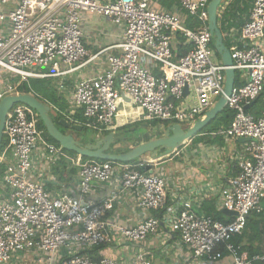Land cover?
<instances>
[{"label": "built area", "instance_id": "1", "mask_svg": "<svg viewBox=\"0 0 264 264\" xmlns=\"http://www.w3.org/2000/svg\"><path fill=\"white\" fill-rule=\"evenodd\" d=\"M210 1L0 0V102L26 94L19 88L30 79H57L62 93L66 76L110 50L117 53L106 56V67L79 80L67 95L64 120L101 134L114 131L127 99L138 112V122L188 129L224 92L227 67L208 30ZM244 1L250 6L244 24L224 33L231 69L240 80L226 97L225 108L233 119L212 134L247 140L235 175L219 190L220 209L234 215L217 221L197 214L190 201L167 207L165 177L151 160L80 161L76 195L50 194L34 177L58 159L61 148L41 136L36 113L17 104L6 116L7 143L0 151V264H119L109 258L94 260L89 253L118 239L144 245L159 236L163 225L177 235L180 249L193 264H217L225 256L231 264H264V253L249 256L233 243L252 214H264V110L259 116L246 112L264 93V0ZM157 4L166 6L154 9ZM83 14L101 16L121 28L120 42L89 56L81 30ZM180 45L186 49L181 55ZM115 176L120 194L131 196L143 212L161 213V219L147 216L132 226H111L105 216L118 194L95 205L83 204L82 197ZM127 264L150 260L141 253Z\"/></svg>", "mask_w": 264, "mask_h": 264}, {"label": "crops", "instance_id": "2", "mask_svg": "<svg viewBox=\"0 0 264 264\" xmlns=\"http://www.w3.org/2000/svg\"><path fill=\"white\" fill-rule=\"evenodd\" d=\"M161 6L166 5L157 4L153 7L159 9ZM241 19L245 20L246 18ZM81 20L84 44L89 56H94L102 49L120 42L121 28L115 27L103 17L95 14H83ZM111 53L116 54L117 52L109 50L85 67L66 76L62 92L66 102L67 95L79 80L92 78L106 67V56ZM137 114L138 112H135L128 100L124 99L114 123L116 132L124 126L140 123ZM123 115L126 120L122 118ZM78 116L81 117V115ZM51 118L53 120V117ZM77 118L79 119V117ZM70 132L68 131L67 134H71ZM204 136L207 137V135ZM212 137H217V139L208 142L202 140L197 144H193L191 140L187 141L177 149V153L171 156L152 158L146 155L145 159L141 158L140 160L155 161V171L164 175L167 184V207L173 205L174 202L178 204L180 201H190L197 214L212 217L213 213H220L226 220L230 216L222 214L219 206V190L235 175L237 163L243 155L246 142L225 140L219 136L214 137V135ZM79 163L78 156L72 154L63 156V152H61L58 159L47 168L41 169V175L35 176L34 180L40 181L50 194L73 192V195H76L77 164ZM66 164L69 167L64 166ZM117 194L120 198L113 202V210L105 216V221L111 226L128 227L135 225L147 216L153 217L154 212L146 213L139 210L131 196L120 194L118 176H115L110 184L96 185L94 192L89 196L82 197V201L83 204L95 205ZM262 208L264 211V201ZM260 248L264 253V244ZM141 253L148 255L150 264H193L186 259V255L180 249L177 235L170 232L168 225L161 226L159 236L150 238L144 245L127 243L118 239L109 246L94 250L92 256L94 259L109 258L116 260L119 264H127ZM217 264H231V260L225 256Z\"/></svg>", "mask_w": 264, "mask_h": 264}, {"label": "water", "instance_id": "3", "mask_svg": "<svg viewBox=\"0 0 264 264\" xmlns=\"http://www.w3.org/2000/svg\"><path fill=\"white\" fill-rule=\"evenodd\" d=\"M222 0H211L208 13V30L213 36V47L220 57L223 65L227 67L225 71V85L223 95L217 100L215 105L205 114L204 118L196 121L193 126L188 129L181 128L178 124L167 125L164 128L163 136L153 140H148L137 146H134L130 151L121 154L111 153V145L118 141L117 135L110 132L95 144H83L76 140L71 134L61 132L51 118L50 107L32 96L31 94H22L19 96H6L0 102V151L4 136V125L8 112L14 105L21 104L34 111L42 122L46 133L56 141L61 149L74 153L78 157L86 159H95L102 162L113 163H128L139 160L143 156L148 155L152 158L167 157L176 151L187 141L192 140L203 129H205L212 121H214L225 109L226 97L230 95L235 80V72L231 69L232 61L230 53L223 43V36L217 26V11ZM186 94V91L184 92ZM58 126L71 132H79L82 130L80 126L70 125L65 120L61 119ZM160 126L159 129H162ZM241 142H247L246 139H241ZM225 216H233L234 213L227 210H222Z\"/></svg>", "mask_w": 264, "mask_h": 264}, {"label": "trees", "instance_id": "4", "mask_svg": "<svg viewBox=\"0 0 264 264\" xmlns=\"http://www.w3.org/2000/svg\"><path fill=\"white\" fill-rule=\"evenodd\" d=\"M226 1V0H225ZM249 4H247L244 0H233L225 9L224 14L220 18V26L219 30L221 31V34L223 36V43L227 47V40L224 37V33L227 29H239L244 24L245 20L248 17V10H249ZM246 18L245 20H242L241 18ZM230 21L228 27H225L226 21ZM218 21V20H217ZM187 27L191 28L192 26L189 25V21L187 22ZM180 43L182 42V39H180ZM182 45V44H181ZM178 48L179 54L181 55L183 52L186 51L183 46ZM44 71H49L48 69ZM58 80L54 78H45V79H30L28 83L23 84L19 89L23 93H31L35 97H37L41 102H45L47 105L51 106L53 108L52 113L54 115L53 121L57 125L58 121L61 119H64V117L61 115L62 112H64L67 109V102L65 101V97L62 95V93L59 92L57 88ZM65 84V83H64ZM234 85L238 86L240 85L239 75L237 74L235 76ZM264 110V93L260 95V97L255 101V103L250 106L246 112L255 116H259L262 111ZM80 120H82V117L78 116ZM124 120H126V117L123 115L122 117ZM233 119V114L230 112L227 108L224 109V111L214 120L212 121L205 129H203L197 136H195L191 142L193 144L200 143L203 141H212V139H217V137L213 138L212 134L220 129L227 128L231 121ZM136 124H148L151 126H155L156 124L164 125L165 127L168 125L167 123H162L159 121H150V122H140ZM127 125L122 128H120V131H124L125 129L136 125ZM36 125L39 133L41 136L50 144L56 146L57 148H61L59 144L54 141L47 133L46 130L40 121V119L37 117L36 119ZM82 128L81 131H83ZM63 133H67L68 131L64 130L61 131ZM104 135V134H103ZM107 135V134H106ZM119 135V133L117 134ZM204 135H207L205 137ZM85 140V142H84ZM6 135L4 133L3 140H2V147H1V153L6 148ZM81 143L83 144H91L93 141H88L86 138L82 139ZM112 148V147H111ZM133 148V147H132ZM61 151H64V149H61ZM130 150H126L121 153L128 152ZM72 155H75L74 153L70 152ZM76 156V155H75ZM81 162H97L102 163V161L95 160V159H86L84 157H78ZM138 160L128 162L130 164H135ZM4 171V167L0 166V176H2V173ZM153 217L157 219H161V213L154 212ZM212 217L214 220L217 221H225L223 219V216L220 213H213ZM233 243L236 245L241 246V251L246 252L249 256L254 255H260L262 253L260 246H263L264 244V214H252L245 225V228L242 232V234L235 239H233ZM97 250V249H94ZM93 250V251H94ZM92 252L89 253V255L93 258ZM94 259V258H93ZM97 260V259H94Z\"/></svg>", "mask_w": 264, "mask_h": 264}, {"label": "rangeland", "instance_id": "5", "mask_svg": "<svg viewBox=\"0 0 264 264\" xmlns=\"http://www.w3.org/2000/svg\"><path fill=\"white\" fill-rule=\"evenodd\" d=\"M233 0H222L220 6L218 7V12H217V26H220V18L221 15L224 11V9L232 2ZM35 97V96H34ZM37 98V97H35ZM38 99V98H37ZM217 102V100L215 101ZM34 112V111H33ZM35 113V112H34ZM51 117L54 118L53 113H50ZM171 125V124H170ZM160 126H163L162 129H159ZM59 128L60 131H63V128L60 126H57ZM164 125H160V124H156L155 126H151L148 124H136L133 125L127 129H125L124 131H120V130H116L115 131H110V132H114L116 135L119 133V135H117L118 141L111 145V153L113 154H121V152H124L126 150H131L132 147H134L135 145H139L145 141L148 140H153L156 138H160L163 136L164 133ZM107 132L104 135L98 132H93L91 130L88 129H83V131H79V132H70L71 135H73V137L78 140V138H80V140L82 141V139L86 138L88 141H93V143L91 144H95L98 140H100L101 138H103L106 134L110 133ZM84 135V136H81ZM85 142V140H84ZM63 152V156H67L69 154H71L70 152L64 150ZM126 153V152H125ZM5 154L7 156H9L8 151L5 152ZM143 159H145V157H142ZM140 160V159H139ZM97 163V162H96ZM63 165V164H62ZM64 166H68L69 165H64ZM263 205V204H262ZM24 264H29V263H24Z\"/></svg>", "mask_w": 264, "mask_h": 264}, {"label": "flooded vegetation", "instance_id": "6", "mask_svg": "<svg viewBox=\"0 0 264 264\" xmlns=\"http://www.w3.org/2000/svg\"><path fill=\"white\" fill-rule=\"evenodd\" d=\"M81 136H84V135L81 134ZM78 140H79V142H81L80 138H78Z\"/></svg>", "mask_w": 264, "mask_h": 264}, {"label": "bare ground", "instance_id": "7", "mask_svg": "<svg viewBox=\"0 0 264 264\" xmlns=\"http://www.w3.org/2000/svg\"><path fill=\"white\" fill-rule=\"evenodd\" d=\"M135 112H137V111H135Z\"/></svg>", "mask_w": 264, "mask_h": 264}]
</instances>
